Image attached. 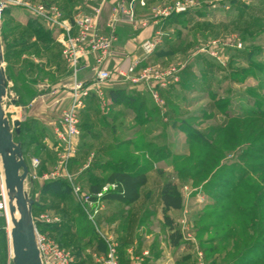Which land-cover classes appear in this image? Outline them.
<instances>
[{"label":"rangeland","instance_id":"obj_1","mask_svg":"<svg viewBox=\"0 0 264 264\" xmlns=\"http://www.w3.org/2000/svg\"><path fill=\"white\" fill-rule=\"evenodd\" d=\"M17 1L10 0L0 21L6 88L7 76L13 78L14 86L16 79L25 86L33 77L20 72L34 68L39 75L45 58L34 61V56L39 59L53 36L49 26ZM22 1L49 4V0ZM193 1L195 5L184 12L155 19L160 29L149 37L158 41L152 52H142L143 40L135 48L140 59L135 74L149 68L150 79L134 83L147 90V104L142 98L124 101L122 105L130 111L125 109L119 116L107 111L108 94L104 93L105 112L94 110L91 124L84 127L88 131H80L75 153L62 165L63 146L56 138L50 169L60 172L57 178L65 179L70 190L57 184L61 198H50V202L63 222L59 243L71 252L73 264H98L91 255L105 251L100 234H115L138 253L148 249L150 262L157 264H197V251L204 264H264V207L255 201L264 189L257 192L249 175L250 189L240 194L236 208L230 196L226 198L232 195L229 190L238 175L264 161L258 158L262 142H246L244 124L238 119L250 108L264 110V0ZM157 2L148 0V9ZM29 45L34 50L18 60L20 49ZM111 86L112 82L105 90ZM151 91L157 93L160 104ZM112 168L143 173L146 184L133 206L106 203L100 218L92 222L71 183L95 182V176L106 177ZM73 172L79 174L74 177ZM2 178L0 160V200L2 195L5 203ZM225 179H230L229 185ZM166 180L173 181L182 196V207L168 213L181 234L175 247L169 243L170 230L161 215L159 190ZM29 188L27 181V199H31ZM9 233L4 208L0 211V264H13Z\"/></svg>","mask_w":264,"mask_h":264},{"label":"built area","instance_id":"obj_2","mask_svg":"<svg viewBox=\"0 0 264 264\" xmlns=\"http://www.w3.org/2000/svg\"><path fill=\"white\" fill-rule=\"evenodd\" d=\"M93 1V0H88ZM136 1L139 6L145 7L147 0H132ZM120 2L114 9L113 16L107 23V32H101L97 17L99 8L94 11V14L79 13L72 14L70 17H63L60 8L55 4L37 3L31 5L26 1H17L20 6L27 9L41 23L50 27L55 31L56 40L60 47V55L69 69L72 84L68 96V103L63 108L60 114V119L55 128L56 138L63 146L60 158L61 165L65 163L76 151V140L80 134V113L84 107L86 98L92 93L101 103L104 102V90L106 86L113 81H123L137 83L139 81H148L149 68H144L138 76L135 74L137 64L140 62L138 58L132 60L125 68L112 70L109 68L110 59L113 54L114 44L117 41V35L114 27L118 21L134 22L135 8L133 3ZM10 0H0V21L4 11ZM195 5L193 0H159L149 7L151 18L156 23L158 17H168L171 14H178L190 9ZM157 40L146 38L140 47L144 54H149L153 51L157 44ZM91 63L88 64V60ZM88 68L91 76L88 80H78V74ZM175 69L172 68L167 72L171 74ZM165 75V74H164ZM161 76L155 75V78ZM161 85L164 86V83ZM151 96L157 104L161 101L155 91H151ZM39 165V160L32 158L30 160L31 171L28 169V174L25 183L30 184L37 178L35 169ZM68 177L69 173L66 171ZM60 172L57 170L51 172L46 177L57 178ZM71 190L77 196V201L84 209L87 217L93 222L97 218L99 211L102 209L103 196L105 193L117 190L116 183H105L96 193L84 191L81 186L71 183ZM3 198L1 195L0 211L3 209ZM40 222L45 224L58 223V217H51L46 214L39 216ZM35 243L38 249L41 264H73V256L69 250L60 246L54 239L47 234L37 230L34 222ZM105 242V251L103 254H92L98 264H123L118 253V243L112 236L100 234ZM126 264H146V260L150 257L148 249L142 250L140 253H135L133 248L127 250ZM197 264H204L203 257L200 251H197Z\"/></svg>","mask_w":264,"mask_h":264},{"label":"crops","instance_id":"obj_3","mask_svg":"<svg viewBox=\"0 0 264 264\" xmlns=\"http://www.w3.org/2000/svg\"><path fill=\"white\" fill-rule=\"evenodd\" d=\"M131 1L132 0H56V3L57 6L63 10H61V12L64 18H67L72 14L79 13L94 14V11L99 8L100 12L97 17L98 27L101 32H107L108 29L106 25L113 16L114 9L119 5L120 2L125 4ZM132 3L135 8V21L132 23L118 21L114 27L115 33L117 35V41L114 44L113 54L109 63V68L112 70L125 68L132 60L136 59L138 57V53L135 51L137 45L142 40L149 38L152 33H154V31L156 32L159 31L158 29H160L158 24H156L151 18V13L149 12L147 6L148 2L145 7L139 6L136 1H132ZM51 32L53 35L51 37L52 39H50L44 47V52L40 54L41 56L39 59L36 58L38 55L36 57L34 56V61L40 60L41 57L45 58L43 65L37 70V74L39 75H36L34 68L26 69L24 72L22 71L23 73L20 72V74H24L27 78H29V76L33 77L30 81L25 83V86H22V82L17 79L15 80L16 86H14L13 78L7 76L10 82L7 88L5 86V92L2 95L1 102L4 115L7 116L9 127L12 125V123L17 121L19 123L17 131L20 127L25 125L29 127L28 133L33 135V141L31 143L25 144L23 149H21V152L22 157L26 160L28 169L30 171V160L32 158L39 160V165L35 169L37 178L33 181V183L30 184L29 188V195L35 202H40V198L46 197L47 194L43 195L44 192H46L45 183L49 180L55 179L46 177L45 175L48 176V174L52 172L50 165L52 160H54L53 154L56 150L55 128L58 125L61 111L68 103V96L72 84L69 69L60 55V47L56 40L57 34L53 30H51ZM31 47L33 48V45H29L23 49L18 47L19 49L21 48L18 54H21V56L18 57V60L29 56L31 51L34 50V48L31 49ZM90 63L91 59L88 60V64ZM35 76L37 77L34 78ZM90 76L91 74L88 68H86L78 74V80L85 81L88 80ZM5 77L6 76L4 73V79ZM111 90L122 91L124 94L132 97V100L135 98L137 100L138 98H142L141 100H143L146 104L148 102L147 100L149 95L142 84L138 85L130 82L113 81L112 86L108 87L107 90H104L105 95L108 94V96L105 98V101L108 103L107 111L112 110L119 116L124 114L123 110L126 109L130 111V109H128L125 105L123 106L121 102L112 101L109 95ZM161 93L163 94L164 92L162 91ZM96 109H99L100 113L105 112L104 103H101L99 99L91 93L86 98L84 107L81 110V116L83 120L86 122L89 121L88 123L91 124L92 117L95 116L93 113H95L94 110ZM78 174L73 172L71 175L76 177ZM79 184L84 191L89 192V187L85 182L79 181ZM141 188L139 190L140 197ZM1 189L3 190V178ZM50 198L51 197H46V201H43V206L51 204ZM139 199L131 205H124L117 201H106L103 199L102 209L106 203L124 205L130 208V206H133L135 203H137ZM39 208H41L42 211L40 210L38 213V221H40L39 216L42 214H46L51 217H58L55 212L56 210L50 208V206H45L44 208L41 206ZM102 209L97 215L98 219L100 218L99 216L101 215ZM97 218L96 220H98ZM112 237L118 243L119 237L115 234ZM129 248H133L135 253H138L133 246L126 247L124 250V263H127V250ZM99 252L100 249L93 253L100 255L101 253ZM149 264L157 263L150 262Z\"/></svg>","mask_w":264,"mask_h":264},{"label":"trees","instance_id":"obj_4","mask_svg":"<svg viewBox=\"0 0 264 264\" xmlns=\"http://www.w3.org/2000/svg\"><path fill=\"white\" fill-rule=\"evenodd\" d=\"M49 3L57 4L56 0H49ZM29 29L32 32L35 31L32 28V26L29 27ZM17 44L20 45L24 43L17 41ZM109 95H110L111 100L114 102L122 103L124 101H128V102L133 101L131 99L132 97L124 94L122 91L111 90L109 92ZM238 119L241 120V122H243L244 125L240 123V124H237L238 126L236 127H241L242 125L244 126L243 130L246 134V137H245L246 142H249L250 145L256 144V142H259V141L262 142L261 144L262 148L260 149V147L258 146L257 151L260 149L258 158H264V110H253L250 108L246 111L244 116H239ZM87 124L89 123L83 120L81 113H80L79 129L81 131V134L82 133L84 134V132L88 131V129L84 130L85 129L84 127L87 126ZM236 130L234 129L235 132ZM28 131H29V127L24 125L18 129L17 134L13 133V139L14 141L20 143L21 149H23L25 144L31 143L34 139L33 135L29 134ZM246 156L249 157L248 155ZM249 175L253 176L254 181H253L252 187L255 186L256 188L255 190L257 192H259L261 189H264V161H262L259 165H256L254 167L249 166L247 168V171L243 174L238 175L235 182L232 183L233 185H231V188L229 190V192H231L232 195L227 194L228 196L226 198L229 199V196H230V199H231L230 202L233 203L235 208H236V204L234 203L242 199L240 194H245V192L248 189H250L249 183L253 179L251 177L249 178L248 177ZM94 179H96L97 182L93 181V182L86 183L89 187L90 193L98 192L101 189L102 185L105 183H116L117 190L113 192L105 193L103 196V199L106 201H117L124 205H131L139 199L140 197L139 190L141 187H143L146 184V181H147V178L145 174L143 173H136V172H132V171L125 170V169H120V168L119 169L112 168L110 169V172L106 177L95 176ZM224 182L227 185H229L230 179L229 180L225 179ZM57 184H59V186H64V187L66 186L67 189L70 190V186L67 183V181H65V179L55 178L45 183L46 192H44L43 195L47 194L46 197H51L53 199H56V198L60 199L61 196L56 193ZM260 186H262V188H260ZM159 199L161 203V215L163 218V222L166 226L169 227V230H170L168 234V240H169L170 245L175 247L179 244L181 240V234L179 233L178 230L173 228L172 218L169 216L168 213L172 211L173 212L177 211L182 207V196H181V193L178 187L173 181L166 180L162 184L159 190ZM255 201L257 202L258 206L260 205V207L262 206L264 207V191L257 194V196L255 197ZM40 202L34 201L32 205V210H31L32 217L35 222L37 230L41 233L47 234L53 239L56 235H58L56 238V242L60 246L64 247L63 244L59 243V239L62 237V233H60V231H62L64 228L63 222L60 220L58 223L45 224V223H41L40 221H38V213L41 210V208L39 207L42 206L44 208L45 206L46 207L50 206V208H53L54 210H56L57 207L52 204L43 206L44 205L43 202H41L42 204ZM76 227H77V223H76ZM78 227H81V226L78 225ZM81 230H83V228ZM87 231L88 230L84 231V233L86 234L89 232ZM125 248L126 246L119 239L118 240V253H119V256L123 264H126V262L125 263L123 262L125 261V254H124ZM150 257L152 258L151 253H150ZM150 257L146 260V264L150 263ZM76 264H82V263L80 261V263H76Z\"/></svg>","mask_w":264,"mask_h":264},{"label":"water","instance_id":"obj_5","mask_svg":"<svg viewBox=\"0 0 264 264\" xmlns=\"http://www.w3.org/2000/svg\"><path fill=\"white\" fill-rule=\"evenodd\" d=\"M0 44V160L5 188L14 194L20 214L19 220L10 230V246L13 264H41L35 243L32 205L34 201L25 196L24 184L28 174V165L22 157L20 143L13 139L12 129L2 109V95L5 92L4 72L1 67ZM19 123H12L17 130ZM14 211V207H10Z\"/></svg>","mask_w":264,"mask_h":264},{"label":"bare ground","instance_id":"obj_6","mask_svg":"<svg viewBox=\"0 0 264 264\" xmlns=\"http://www.w3.org/2000/svg\"><path fill=\"white\" fill-rule=\"evenodd\" d=\"M3 192L6 195L7 201L5 203H3L2 209L4 210V208H5V210L7 212V227H8V230L10 231L12 229V227H14L16 225V223L18 222L20 214L18 212L16 203H15L14 194L12 192H9L5 188L4 182H3ZM11 206L14 207L13 212L10 211Z\"/></svg>","mask_w":264,"mask_h":264}]
</instances>
